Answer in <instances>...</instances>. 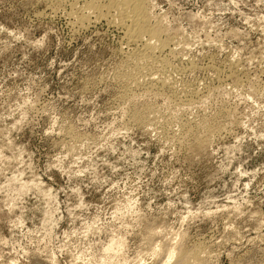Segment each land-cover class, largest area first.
Returning <instances> with one entry per match:
<instances>
[{"label": "rangeland", "instance_id": "rangeland-1", "mask_svg": "<svg viewBox=\"0 0 264 264\" xmlns=\"http://www.w3.org/2000/svg\"><path fill=\"white\" fill-rule=\"evenodd\" d=\"M86 1L0 0V264H264V0Z\"/></svg>", "mask_w": 264, "mask_h": 264}, {"label": "bare ground", "instance_id": "bare-ground-1", "mask_svg": "<svg viewBox=\"0 0 264 264\" xmlns=\"http://www.w3.org/2000/svg\"><path fill=\"white\" fill-rule=\"evenodd\" d=\"M92 12L95 13L97 17L106 16L110 23L121 27L124 30V38L128 43L134 45L139 44L141 46L140 49H133L135 50L134 54L136 55L137 59H140L141 61L150 60L151 62H155V54L157 51L160 52V49L163 48L164 42L159 38V28L157 26L149 25L146 7L143 0H105L104 4L100 3L99 0H87L84 6L81 8V12L77 14L78 23L82 24L86 22L88 15H92ZM151 76L153 75H150L149 78L147 77L150 81L152 80ZM160 250H163L165 253L163 264H192V261L195 257L194 252L191 250L187 251L180 245L176 246V244L167 245L165 248L161 247ZM173 257L174 260L171 263V259Z\"/></svg>", "mask_w": 264, "mask_h": 264}]
</instances>
